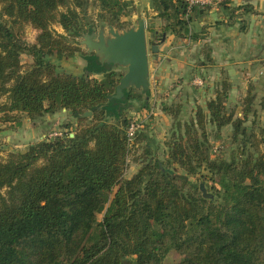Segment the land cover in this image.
Returning <instances> with one entry per match:
<instances>
[{"label": "trees", "instance_id": "16d2710c", "mask_svg": "<svg viewBox=\"0 0 264 264\" xmlns=\"http://www.w3.org/2000/svg\"><path fill=\"white\" fill-rule=\"evenodd\" d=\"M0 3V95L9 96L0 113L24 112L36 120L64 110L78 122L0 158V264H125L129 257L135 264H166L173 251L181 259L172 264H264V126L255 131L246 124L256 111L252 86L240 116L229 110L227 81L184 124L183 104L164 105L177 122L167 157L146 144L141 167L125 177L130 137L122 118L139 99L135 90L112 99L123 74L94 53L82 52L80 75L60 73L50 56L80 52L78 38L100 21L128 26L121 17L132 0ZM91 7L98 8L96 19L88 14ZM152 7L165 21L164 33L203 38L190 30L185 0H152ZM55 22L66 34L54 32ZM28 25L38 30L34 43L24 38ZM23 54L33 58L26 70ZM86 111L92 115L83 116ZM209 124L217 132L232 126L237 148L229 157L212 156ZM207 179L212 199L200 190Z\"/></svg>", "mask_w": 264, "mask_h": 264}, {"label": "rangeland", "instance_id": "374dc122", "mask_svg": "<svg viewBox=\"0 0 264 264\" xmlns=\"http://www.w3.org/2000/svg\"><path fill=\"white\" fill-rule=\"evenodd\" d=\"M59 10L65 11L66 7L61 6ZM128 12V15H124L121 18L122 20L128 21L130 23L129 25H136L137 19L140 17L147 19L149 59L151 65L153 66V68L151 66V88L148 91L133 88L135 90V95H137L139 99L130 101L131 105L124 112L125 116L122 118L124 125L126 124V121L129 122L128 132L130 137V152L127 159L128 163L125 169V177H132L141 167L143 159L145 158L146 144L150 145L153 153L160 159L164 160L167 157L169 142L171 141L173 130L176 129L175 125L177 122H175L176 120L174 117L167 114L163 110V106L166 104H183V109L179 115V119L182 121V124H184L185 121H189L190 118L195 115L197 105L205 107L208 99L215 95V80H186L188 83L186 87H184L185 84H183L185 80H177L173 84L168 83V85L172 84L169 89L162 87V81L156 79L154 72L152 42L159 44L162 40L165 21L159 17L157 12L153 9L152 0H132V5L129 7ZM97 13V7L89 8L88 14L91 18L96 19ZM211 22H214V20ZM52 28L56 34H66L65 29L58 22L53 23ZM151 28L157 30V33L152 31ZM37 34V29L31 25L26 26L24 38L28 43H34L36 41ZM78 46L81 51L76 52L74 56H50L51 61L60 73L67 75L82 74L84 66L86 65V59L82 55V52L87 51L83 46ZM21 59L23 63V70L28 69L33 62L32 56L28 54H23ZM113 70L118 73H124V71L119 68H113ZM96 77L102 78V75L98 74ZM145 98L148 100V105L142 107L143 100ZM8 100V94L0 95V104L6 103ZM239 101L237 102L238 104ZM237 103L234 101L228 102L229 110H237ZM263 103L264 97L257 101L255 113L252 114L246 122V124L250 127L253 126L252 130L258 131L260 127L264 126V110H259L260 107L263 108ZM241 111L242 109H240V113ZM58 113H60L58 116L53 114L55 116L51 119L53 122L48 125L43 124L47 121L44 116H42V118L40 117L36 120L29 121L30 118L24 112L0 113V158L2 160H6L12 151L26 150L30 144L42 140V137L49 132H69L78 125L76 118L70 117L63 111H58ZM37 126L38 130H36ZM45 126L48 128H45ZM206 130L208 133L212 156L222 155L229 157L234 149L237 148L232 139V126H226L221 130V132H217L215 126L213 124H209L207 125ZM42 133L44 134L41 136ZM39 136L41 137L39 138ZM262 148L264 149V146H262ZM174 170L177 173L186 174V171L178 165H174ZM190 178L193 182L200 183L197 176H190ZM203 182H205L208 191L213 192L212 181L207 179ZM101 217L102 214L100 215V218ZM180 259L181 257L173 251L167 255L165 263L172 264ZM125 264H135V258L129 257V259L125 261Z\"/></svg>", "mask_w": 264, "mask_h": 264}, {"label": "crops", "instance_id": "0c3cea01", "mask_svg": "<svg viewBox=\"0 0 264 264\" xmlns=\"http://www.w3.org/2000/svg\"><path fill=\"white\" fill-rule=\"evenodd\" d=\"M190 30L203 38L167 33L166 40L159 42L158 52H153L154 72L162 87L169 89L177 80H185L184 87L186 80H215L216 90L227 81L228 102L240 100L236 115L242 114L241 103L250 86L257 93L256 103L264 97V0H227L215 8L196 9L191 14ZM53 114L44 115V125L53 122Z\"/></svg>", "mask_w": 264, "mask_h": 264}, {"label": "water", "instance_id": "95a60500", "mask_svg": "<svg viewBox=\"0 0 264 264\" xmlns=\"http://www.w3.org/2000/svg\"><path fill=\"white\" fill-rule=\"evenodd\" d=\"M97 26L92 32L81 34L77 45L83 46L87 53H94L100 63L124 71L111 98H123L125 90L129 88L148 91L151 85L147 19L140 17L136 25L122 28L105 21H100ZM165 39L166 33L163 34L162 41ZM158 50L159 44L154 43L152 51L157 53ZM89 115H92V111L83 113V116ZM200 190L205 198L214 197L204 182L200 184Z\"/></svg>", "mask_w": 264, "mask_h": 264}, {"label": "built area", "instance_id": "2783aa9c", "mask_svg": "<svg viewBox=\"0 0 264 264\" xmlns=\"http://www.w3.org/2000/svg\"><path fill=\"white\" fill-rule=\"evenodd\" d=\"M189 7V14L193 13V10L196 8H212L219 4H221L224 0H185ZM62 131H53L49 132L48 134L42 137L43 139L51 140L54 139L56 136L62 135Z\"/></svg>", "mask_w": 264, "mask_h": 264}, {"label": "flooded vegetation", "instance_id": "af4514ba", "mask_svg": "<svg viewBox=\"0 0 264 264\" xmlns=\"http://www.w3.org/2000/svg\"><path fill=\"white\" fill-rule=\"evenodd\" d=\"M98 26L96 25V26H94V27H92V29H91V31H86V32H92L95 28H97ZM85 33V32H84Z\"/></svg>", "mask_w": 264, "mask_h": 264}]
</instances>
